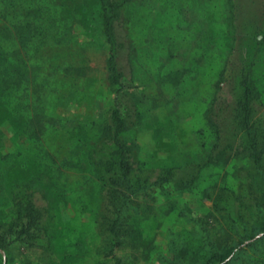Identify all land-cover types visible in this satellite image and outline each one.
Returning a JSON list of instances; mask_svg holds the SVG:
<instances>
[{"label":"rangeland","instance_id":"1","mask_svg":"<svg viewBox=\"0 0 264 264\" xmlns=\"http://www.w3.org/2000/svg\"><path fill=\"white\" fill-rule=\"evenodd\" d=\"M261 1L123 5L117 63L138 113L122 134L132 179L149 184L165 168L174 173L130 197L114 240L106 189L82 149L99 140L115 97L100 5L0 0V233L16 217L14 197L24 187L43 213L33 238L8 236L4 264H206L212 247L233 249L225 264H264L262 214L241 210L256 231L243 241L235 201L249 187L261 197L258 172L238 138L228 161L206 162L219 73L238 58L229 52L233 25L251 29ZM260 27L256 43L244 37L240 45L261 94L254 119L264 125V19Z\"/></svg>","mask_w":264,"mask_h":264},{"label":"trees","instance_id":"2","mask_svg":"<svg viewBox=\"0 0 264 264\" xmlns=\"http://www.w3.org/2000/svg\"><path fill=\"white\" fill-rule=\"evenodd\" d=\"M129 1L97 0L102 13L104 35L109 44L108 79L116 89L114 101L109 107L99 140L94 145L90 144L89 147L84 146L82 148L90 158L89 163L95 167L106 189L104 204L107 211L112 214L113 219L109 231L114 240L120 236L122 215L129 206L130 197L145 187L166 184L171 180L174 173L173 168H165L149 184L146 180L133 181L132 179L131 149L122 140V134L131 128L134 124L133 119L138 118V113L134 103L130 101L132 99L126 93L124 76L117 63L118 52L123 46L119 30L121 9ZM258 5L261 9V15L251 24V29L246 28L247 23L245 21H240V27L235 25L234 22H237V19L232 13L234 44L229 52L233 56L237 55L238 58L229 59L219 73L213 106L208 116L209 127L214 132L215 140L206 162L228 161L232 150H234V138H238L242 147L241 151L245 152L260 176L261 197H257L249 187L246 194L240 193L235 199L237 213L240 214L238 217L240 218V233H242L241 238L243 241L253 239L256 236V231L264 234V125L254 119L256 114L254 106L257 102H260L261 94L251 78V62L242 55L243 48L240 45L244 37L256 43L262 34L260 24L261 20L264 19V1H261ZM246 30L248 32H245ZM254 50L255 48L252 52ZM226 89L228 92L231 90L232 101L230 103H227L228 101L223 94ZM127 96L129 101L126 100ZM228 120L234 126L233 134H229V127L226 125ZM234 152L238 154L236 150ZM14 205L16 207V217L0 233V257L1 253L5 252L8 236L11 237L16 234V240L21 239L22 236H25L26 239L33 238L31 231L39 227V221L43 217V213L36 207L33 193L30 192L28 187H24V192L19 191L15 195ZM249 208L262 214L259 228L256 231L253 230V227H248L242 217L244 213L241 210L246 212ZM236 227L235 225V229ZM209 250L211 257L206 264H225V261L233 252V249L228 247H212ZM3 261L0 260V264H4ZM198 261L197 258L193 260L195 263ZM116 264H120V261L117 260Z\"/></svg>","mask_w":264,"mask_h":264}]
</instances>
